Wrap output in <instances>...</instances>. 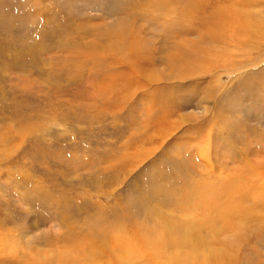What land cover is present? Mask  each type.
<instances>
[{
	"label": "rangeland",
	"instance_id": "obj_1",
	"mask_svg": "<svg viewBox=\"0 0 264 264\" xmlns=\"http://www.w3.org/2000/svg\"><path fill=\"white\" fill-rule=\"evenodd\" d=\"M188 1L187 5L196 0H0V234L8 237L4 238L7 245L18 247L15 251L55 257L57 264L62 253L70 255L90 245L99 248L114 237L110 243H114V264H146V258L139 260L137 253L157 260L153 251L145 253L140 244H133L137 242L135 232L122 218L149 188L160 189L166 178L158 179L159 174L177 179L178 172L192 175L194 170H204L200 154L208 145L189 142L196 134L187 130L196 123L182 120L195 116L197 108H176L175 115L166 120L175 124L176 130L163 140L157 135L158 121H145L149 107L164 112L152 103L160 99L161 89L171 90L173 102L197 91L183 82L161 80L166 58L177 53L171 44L190 46L193 41L164 39L169 31L163 22L190 19L177 13ZM163 6L177 12L167 11L166 16ZM179 61L180 68L183 60ZM133 68L137 76H133ZM246 69L245 79L257 76L264 71V61L259 59L255 68ZM247 70L235 71L232 76ZM227 76L219 84L222 90L229 81ZM212 86L211 82L201 92ZM230 86L229 95L234 97L242 89ZM233 96L231 103L237 101ZM235 105L241 106L239 102ZM234 108L229 109L232 112ZM245 110L251 112L248 106ZM244 113L223 112L226 126L215 131L231 132L236 125L233 120ZM212 116L207 114L203 122ZM238 132L237 136L244 135ZM237 136L222 137L216 144L220 153L229 146L241 150L237 143L241 137ZM201 148L204 150L199 153ZM191 154L202 160L198 168L195 161L185 159L195 158ZM226 174L210 176L207 181L202 177L206 186L183 207L166 209L153 201L151 206L164 214L159 221L166 222H158L151 214L152 221L140 220V225L150 236L158 234L164 224L183 227L196 221L201 226L210 210L207 207H213V196L221 190L222 179L235 178L230 169ZM240 194L242 201L226 206L230 218L224 228L219 225L221 230L209 238L205 232L201 235L198 264L207 260L214 264H264V189ZM109 224L114 227L112 235H97L98 228ZM204 226L208 227H202L204 231L213 227L208 222ZM2 239L0 235V252L6 254V260L0 256V264H22L17 252L6 249ZM103 256L106 261V253Z\"/></svg>",
	"mask_w": 264,
	"mask_h": 264
},
{
	"label": "bare ground",
	"instance_id": "obj_2",
	"mask_svg": "<svg viewBox=\"0 0 264 264\" xmlns=\"http://www.w3.org/2000/svg\"><path fill=\"white\" fill-rule=\"evenodd\" d=\"M189 2L190 1L183 2L185 4H183L182 12H177V9H169L163 6L166 16H168L166 14L167 11L168 14H171V11L172 13L176 11L180 15L190 17V19L186 18L188 22L185 23L183 21L175 22L174 20V22H163L165 23L164 29L166 31L168 29L169 31L167 32L168 37L166 36L164 39L168 38V42L176 40L177 38L178 41L182 38L193 41L190 42V46H182L178 42H173L171 44L173 45L171 48L177 50V53L166 58V62L164 63L166 64V69L164 71L165 75L162 76L163 79L161 80L170 84L177 83L178 85L183 82L184 86L192 90L196 89L197 91L191 92V94H189L190 96L186 95L188 97H185L181 101L179 100V102H173L171 101V90L168 91V89H166L165 91V89H161L160 99H156L157 101L155 100L156 102L153 101L152 103L154 106H160V109L164 110V112L157 113L158 111H152L149 107L147 119H145V121L148 120L149 123H152L154 120L158 121V125L156 126L157 128L160 127L159 133L162 132V136L159 133L157 135L163 140V138L171 137L176 130H174V128H176L175 124L173 125L172 123L166 122V120L175 115V109L184 110L193 106L198 109L197 113H195L196 115L187 116V118L182 119L183 122L190 121L196 123L195 126L189 125L190 129L187 130V133L196 134V137L192 139L189 138L188 141L191 142L194 140L201 144H207L208 148L205 149L208 150L205 151L203 148L199 149V153L200 150H204V154H200L204 161V170H194L193 172L195 174L194 177H197L196 174L200 173L199 178H194L192 177L193 173L190 175L184 171L178 172L177 179L172 175L166 174L163 177L159 174L157 177L158 179L166 178L159 184L161 185L160 189L157 190L154 189V187L149 188V191L138 197L139 200L137 203L133 202V204H137V206H130L131 208L129 207L128 210L126 209L127 212L124 213L122 219H125L127 222L125 223L129 224L131 229L135 232L138 243L136 242L133 244H140L144 248L145 253L153 251V255L157 258L156 261H153L147 259L146 255L141 256V253H137V255H140L138 257L139 260L146 258L143 260L146 264L149 262L152 264H198L199 252H197V250H199V244H202L201 238L203 233L205 232V236L209 238L212 236V233H218L219 230L224 228L228 222V218H230L226 206L233 203L234 200L237 202L242 201L243 195L240 194L241 191L264 189V71L259 72V74L257 73V76H246V79L244 76L249 72V70L246 69L247 67L253 66L255 68L259 59L264 61V0H196L194 3L187 5ZM199 45L201 47H199ZM179 60H183V65L180 68L179 63L181 61ZM241 70L247 71L232 76L235 71ZM136 71L137 70L134 68L133 71L131 70L133 76H137L135 75ZM173 74L175 76H173ZM224 75H228L229 81L225 87L226 89L223 88L225 90H222V88H219V84L223 81ZM211 82L213 85L212 89L209 88L210 90L201 92L202 88H206ZM230 84H235L237 88H242L240 93L237 96L235 95V97L232 94L229 95V92L232 91H229L228 88V86L231 87ZM165 95L167 98L162 100L161 98ZM231 96L236 98L237 101L234 100V103L229 102ZM236 102H239L241 106H236ZM246 102L250 103L248 104ZM232 106L235 108L231 112L229 108ZM247 106L251 111L249 113H246L245 110ZM222 108L226 109L222 110ZM234 110L245 112L239 119L234 117L235 120L233 121L236 123L234 130L231 132L228 131L227 133L216 132L215 130L221 126H226V122L224 123L226 119L223 112L228 115L233 113ZM210 113H212L213 116L210 119L206 117L208 120L203 122L204 117ZM238 130H241V134H244L242 136H244L245 139L242 140V136H237L239 134ZM233 134H236V139L241 137L239 139L240 141L237 143L242 146V149L237 150L229 146L224 149L225 152L223 151V154L220 153V145L216 146V144H220L222 137H233ZM214 144L215 150H213ZM193 157H195V155ZM252 158H255V161H249ZM185 159L189 162L195 161L194 164L196 168L201 166L199 163L202 160L197 157L192 158L190 156ZM226 168L232 170V174L235 175V178L224 179L221 176L224 179H222V181L219 180L221 181L219 186L221 190L217 188L219 192L213 196V207H207L210 210L208 214H205L206 219H204L201 226L196 223V221L186 222V226L183 227L181 224L172 226L164 224V226L160 227L158 223L160 227L158 228L159 232H156L158 234L150 236L147 234V230L142 227L143 225H140V220L149 224V222L152 221L151 214L158 219V222H166V220L164 221L163 219L159 221V219H161V214L162 216L164 214L158 207L157 209L151 206L153 201L159 202L164 208L183 207L185 201L187 202L189 198L196 199V191L206 186V183L201 179L202 177L207 181L210 176L214 177L215 175L216 177V174L222 173L226 176L228 175L226 174ZM190 171L192 172V170ZM206 171H209L208 176ZM213 184L214 183H210V186L213 187L216 185ZM184 195H186L185 200L183 199ZM190 203L192 204V200ZM206 222H208V224L211 223L213 227L204 231L202 227H205L204 224ZM219 225L222 226L221 229ZM112 226L113 225H110V227L105 226V228H98L96 230L97 235H112L114 228ZM0 235L3 237L2 242H4L5 239L8 240L7 236L5 237L3 234ZM112 239L110 242L103 241L104 243L102 246H99V248H93L90 245L87 247L88 249L83 248L80 251H74V253L70 255L62 253V255H60L61 257L59 256L55 263L104 264L105 262L107 264H114V243L110 245V243L114 242V237ZM6 242L7 241L3 243L6 249H16L17 246L7 245ZM3 244L1 245V249L3 248ZM6 245L9 247H6ZM14 251L11 252V255L17 252L19 256H17L18 261L22 264H54L53 259H55V257L52 259V257L49 258V256H38L39 254L37 252L34 254L35 252L30 251ZM103 253H106V261ZM117 253L119 254V252ZM27 255L31 256V258H28ZM0 256L4 259L6 254L0 252ZM17 258L15 257V259ZM218 261L219 263L223 262L222 259ZM121 264H123V261ZM202 264H214V262L207 260L206 262H202Z\"/></svg>",
	"mask_w": 264,
	"mask_h": 264
}]
</instances>
